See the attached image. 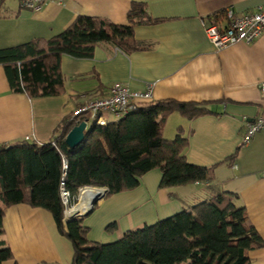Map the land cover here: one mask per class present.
Wrapping results in <instances>:
<instances>
[{
    "label": "crops",
    "instance_id": "obj_1",
    "mask_svg": "<svg viewBox=\"0 0 264 264\" xmlns=\"http://www.w3.org/2000/svg\"><path fill=\"white\" fill-rule=\"evenodd\" d=\"M40 13L23 10L16 0H0V51L34 41H50L69 30L78 19L128 26L133 5L145 8L151 24L134 29L138 43L149 51L123 53L101 46L92 59L64 56L61 96L30 100L15 94L0 66V147L27 142L51 144L72 114L116 85L133 93L152 95L151 103L207 105L210 114L189 120L172 113L162 136L167 142L188 141L187 163L210 170L211 182L185 188L162 189V173L144 176L130 193L99 203L83 225L92 244H115L129 232L191 211L215 194L237 196L249 225L264 243V131L244 144L247 125L264 112L260 88L264 84V36L251 45L238 44L215 52L207 27L224 13L254 12L264 0H61ZM146 105H141L144 108ZM114 226L108 235V226ZM3 241L13 259L4 264H73V244L63 237L53 216L21 205L7 209ZM111 227V226H110ZM250 264H264V246L248 253Z\"/></svg>",
    "mask_w": 264,
    "mask_h": 264
},
{
    "label": "trees",
    "instance_id": "obj_2",
    "mask_svg": "<svg viewBox=\"0 0 264 264\" xmlns=\"http://www.w3.org/2000/svg\"><path fill=\"white\" fill-rule=\"evenodd\" d=\"M127 19L128 26L119 28L106 21L80 18L50 41L1 50L0 66L11 90L30 100L58 97L65 91L61 73L64 56L89 60L101 46L127 54L149 51V45L134 38L136 27L151 24L145 8L133 5ZM218 22L219 18L213 19L214 24ZM172 113L190 121L210 114L207 105L148 104L105 128L93 126L86 144L76 150L66 145L75 128L70 119L49 145L24 142L0 147V264L13 259L3 241L5 212L21 205L53 216L60 234L73 244V264H250L248 253L261 249L264 243L249 225L244 206L232 194H215L209 203L161 225L129 232L108 246L90 243L82 222L66 221L60 198L62 181L72 206L85 189L106 190L107 199L133 192L141 179L155 170L162 173V189L211 182L210 170L187 163L188 141L163 139V126ZM63 159L68 165L65 180Z\"/></svg>",
    "mask_w": 264,
    "mask_h": 264
},
{
    "label": "built area",
    "instance_id": "obj_3",
    "mask_svg": "<svg viewBox=\"0 0 264 264\" xmlns=\"http://www.w3.org/2000/svg\"><path fill=\"white\" fill-rule=\"evenodd\" d=\"M20 7L28 12L40 13L49 5L57 4L64 6L61 0H17ZM227 26L219 29L217 24L207 27V36L215 52L224 51L238 44L251 45L264 36V7L254 12L237 14L233 10H227L224 14ZM264 100V84L260 88ZM152 99L151 93L139 94L131 92L127 87L116 85L110 89L105 96L89 103L72 114L71 121L76 127L81 124L94 125L98 128H105L110 124L109 118L116 121L127 118L137 112L141 102H149ZM264 131V112L261 113L255 122L247 125L244 136V144H249L252 139ZM30 140H27L29 143ZM63 180L68 172V165L65 159L62 162ZM62 181L60 198L64 208V215L72 210L71 196Z\"/></svg>",
    "mask_w": 264,
    "mask_h": 264
},
{
    "label": "bare ground",
    "instance_id": "obj_4",
    "mask_svg": "<svg viewBox=\"0 0 264 264\" xmlns=\"http://www.w3.org/2000/svg\"><path fill=\"white\" fill-rule=\"evenodd\" d=\"M17 1V0H16ZM112 89V88H111ZM110 90V89H109ZM108 90V91H109ZM107 91V92H108ZM106 92V93H107ZM106 94H104L103 96H105ZM103 96H101V97H103ZM152 96V95H151ZM101 97H99V98H101ZM99 98H97V99H99ZM97 99H95V100H97ZM95 100H93V101H95ZM152 100V99H151ZM151 100L149 101V102H141L140 103V107H139V109L137 110V111H139L140 109H142V107H141V105H148V104H152L151 103ZM93 101H91V102H93ZM90 102V103H91ZM88 105V104H87ZM86 105V106H87ZM86 106H84V107H86ZM83 108V107H82ZM79 109H81V108H79ZM78 109V110H79ZM136 113V112H135ZM134 114V113H133ZM129 117V116H128ZM111 118V117H110ZM110 118H109V120H110ZM111 119H113V118H111ZM122 120H124V119H122ZM119 121H121V120H119ZM114 122H117L116 120H114L113 121V123ZM110 124H112V122L110 121ZM109 124V125H110ZM82 125V124H81ZM80 125V126H81ZM87 126V125H86ZM90 126V125H89ZM94 125H92V127H93ZM79 127V126H78ZM91 127V128H92ZM94 127H96V126H94ZM75 128H77L76 126H75ZM74 128V129H75ZM89 127H87V133L89 132ZM103 194V192L101 191V192H99V191H93V190H88V189H85V190H82V191H80V194H79V197L78 198H80V204L77 206V207H75L74 209H72L71 211H69L68 213H67V217H69V219H74V218H81V217H83V216H85L86 214H87V212L89 211V209L92 207V204L93 203H95V202H97V201H99V199H98V197H100L101 195ZM100 203H101V201H100ZM97 206V205H96ZM95 206V207H96ZM94 207V208H95Z\"/></svg>",
    "mask_w": 264,
    "mask_h": 264
},
{
    "label": "water",
    "instance_id": "obj_5",
    "mask_svg": "<svg viewBox=\"0 0 264 264\" xmlns=\"http://www.w3.org/2000/svg\"><path fill=\"white\" fill-rule=\"evenodd\" d=\"M87 137V126L86 124H82L81 126L75 128L66 138V145L70 150H76L82 146H84L87 142L86 140ZM88 190H93V191H99L103 192V194L98 197L99 201L95 202L92 204V207L89 209L87 214L81 218H74V219H69V217H65L66 221L68 223H73V222H83V220L88 217L90 214H92V211L96 205L100 203V201H104L107 196L108 192L106 190H98V189H88Z\"/></svg>",
    "mask_w": 264,
    "mask_h": 264
},
{
    "label": "rangeland",
    "instance_id": "obj_6",
    "mask_svg": "<svg viewBox=\"0 0 264 264\" xmlns=\"http://www.w3.org/2000/svg\"><path fill=\"white\" fill-rule=\"evenodd\" d=\"M110 121L113 123V121H114V119H111L110 118ZM91 127H92V125H90L89 126V129H91ZM125 194H127V193H125ZM118 196V195H117ZM114 197H116V196H114ZM111 198H113V197H111ZM80 198H78V201H77V204L76 205H74V206H72V209H74L75 207H77L79 204H80ZM200 204H203L202 202H198V203H196V204H193V205H195L194 207H196V206H198V205H200ZM193 207V208H194ZM181 214V213H180ZM179 215V214H178ZM177 215V216H178ZM174 217H176V216H174ZM168 220H170V219H167V220H165L164 222H166V221H168ZM163 223V222H162ZM156 225H158V224H154V225H152V226H148V228H152V227H154V226H156ZM110 226H112V225H110ZM110 226H108L106 229H108ZM83 227L84 228H86L84 225H83ZM142 229H144V228H142ZM112 230V229H111ZM111 230H108L107 231V234L108 235H111L112 234V232H111ZM89 241V240H88ZM101 245H104V246H108V245H112V244H101Z\"/></svg>",
    "mask_w": 264,
    "mask_h": 264
}]
</instances>
